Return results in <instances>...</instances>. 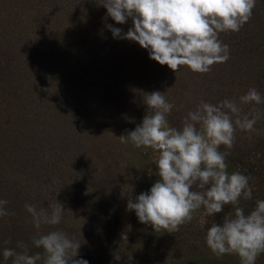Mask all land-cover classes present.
<instances>
[{
  "label": "trees",
  "instance_id": "1",
  "mask_svg": "<svg viewBox=\"0 0 264 264\" xmlns=\"http://www.w3.org/2000/svg\"><path fill=\"white\" fill-rule=\"evenodd\" d=\"M98 2L0 0V199L10 213L0 217V264H12L3 250L22 251L18 242L42 252L32 238L57 229L81 243L77 258L88 264H240L235 254L214 255L205 239L231 205L213 216L202 207L175 233L127 210L159 179V152L119 136L142 123L143 97L152 91L173 105L167 121L178 129L201 100L239 104L249 88L264 96V0L239 32L219 34L230 58L207 73L186 65L175 73L137 42L114 38L108 24L127 32L132 21L116 23ZM240 107L261 111L259 131L237 129L233 148L220 150L230 153L228 168L249 176L252 199L239 204L247 214L264 200V104ZM56 199L61 222L36 229L25 204L47 208ZM255 264H264V253Z\"/></svg>",
  "mask_w": 264,
  "mask_h": 264
},
{
  "label": "clouds",
  "instance_id": "2",
  "mask_svg": "<svg viewBox=\"0 0 264 264\" xmlns=\"http://www.w3.org/2000/svg\"><path fill=\"white\" fill-rule=\"evenodd\" d=\"M98 4L116 23L125 24L129 18L132 21L127 32L108 24L114 38L137 42L148 50L150 59L175 73L184 65L193 72L207 73L213 64L230 58L229 46L219 34L239 32L251 19L256 0H99ZM162 93H147L143 97L147 112L142 123L119 136L121 143L159 152L154 161L159 179L149 191L129 199L127 210H134L139 222L150 224L154 230L175 233L202 207L206 215L213 216L231 205L233 213L207 228L206 244L217 257L235 254L240 264H255L264 253V200H256L247 214L239 206L241 198L252 199L249 176L229 173L226 157L230 153L220 147L233 148L237 129L258 133L255 125L261 111L253 108L244 113L240 104L261 105L264 96L256 88H249L239 97V104L234 99L217 104L201 100L178 129L168 125L167 115L173 105ZM194 185L199 190H192ZM7 203L0 199V217L10 214L4 207ZM24 207L38 230L42 225L59 224L64 212L57 199L47 208L27 203ZM32 244L42 252L30 254L28 245L18 242L22 251L5 248L3 258H12V264H88L77 258L81 243L62 230L38 232ZM120 258V254L114 255V259Z\"/></svg>",
  "mask_w": 264,
  "mask_h": 264
},
{
  "label": "rangeland",
  "instance_id": "3",
  "mask_svg": "<svg viewBox=\"0 0 264 264\" xmlns=\"http://www.w3.org/2000/svg\"><path fill=\"white\" fill-rule=\"evenodd\" d=\"M146 112H147V110L143 113V117L145 116ZM143 117H142V120H143ZM227 171L229 173L236 172V170L234 168H231V167L228 168ZM84 175H85V173H83L81 176L83 177Z\"/></svg>",
  "mask_w": 264,
  "mask_h": 264
}]
</instances>
